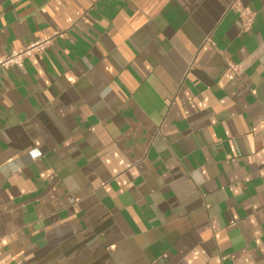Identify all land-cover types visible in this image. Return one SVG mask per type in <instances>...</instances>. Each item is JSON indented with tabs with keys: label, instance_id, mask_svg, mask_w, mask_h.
<instances>
[{
	"label": "crops",
	"instance_id": "obj_1",
	"mask_svg": "<svg viewBox=\"0 0 264 264\" xmlns=\"http://www.w3.org/2000/svg\"><path fill=\"white\" fill-rule=\"evenodd\" d=\"M0 264H264V0H0Z\"/></svg>",
	"mask_w": 264,
	"mask_h": 264
},
{
	"label": "built area",
	"instance_id": "obj_2",
	"mask_svg": "<svg viewBox=\"0 0 264 264\" xmlns=\"http://www.w3.org/2000/svg\"><path fill=\"white\" fill-rule=\"evenodd\" d=\"M44 43L45 42L36 41L25 48L14 50L9 54L0 53V68L10 69L15 66L23 67L24 60L27 56L34 52L39 53L44 50ZM4 245L5 241L0 237V255ZM16 264H20V262Z\"/></svg>",
	"mask_w": 264,
	"mask_h": 264
}]
</instances>
